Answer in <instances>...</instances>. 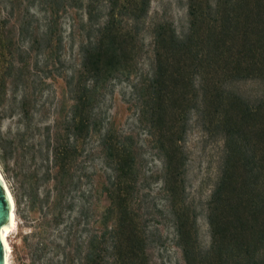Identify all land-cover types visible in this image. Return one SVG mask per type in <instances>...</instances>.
I'll use <instances>...</instances> for the list:
<instances>
[{"label": "trees", "instance_id": "1", "mask_svg": "<svg viewBox=\"0 0 264 264\" xmlns=\"http://www.w3.org/2000/svg\"><path fill=\"white\" fill-rule=\"evenodd\" d=\"M150 2L0 0V105L8 86L19 92L9 109L30 112L37 86L51 76L26 73L38 62L52 69L62 61L59 16L80 10L85 19L78 66L63 76L50 74L61 79L70 100L66 127L55 125L45 138L52 143L45 159L54 208L76 181L75 154L97 125L94 109L112 80L129 83L136 124L144 131V143L132 132L99 135L110 158L108 205L101 230L74 249L80 264H149L138 187L143 146L161 163L163 202L156 211L172 222L184 264H264V0H184L183 28L176 30L168 20L155 23L150 54L139 66ZM34 51L41 59L30 65L26 58ZM245 81L262 89L249 96L237 86ZM192 121L221 140L217 174L203 206L207 243L200 238L196 205L186 196L184 138ZM83 211L78 208L73 220Z\"/></svg>", "mask_w": 264, "mask_h": 264}, {"label": "rangeland", "instance_id": "2", "mask_svg": "<svg viewBox=\"0 0 264 264\" xmlns=\"http://www.w3.org/2000/svg\"><path fill=\"white\" fill-rule=\"evenodd\" d=\"M84 19L80 10L70 9L60 14L63 43L58 54L62 61L52 69L38 62L26 73L31 78L51 76L39 81L30 112L21 115L14 107L9 109L8 103L13 98L17 101L19 92L12 93L8 86L4 103L0 105V172L14 198L17 220L16 228L8 235L9 264H80L74 249L81 244L84 246L88 234L101 230L100 221L108 205L110 158L99 145V135L108 132L115 137L132 132L139 143H144V131L136 124V107L129 83L112 80L95 106L97 125L83 140L81 151L75 154L72 176L76 181L64 192L63 201L58 205L60 210L54 208V191L46 171L50 170V162L45 159L52 143L45 138L55 125L66 127L70 100L61 79L52 78L50 74L55 72L63 76L77 68V46ZM165 20L171 21L178 31L183 28L186 20L184 0H151L142 25L143 51L139 66H144L150 54L149 32L155 23ZM26 59L33 65L40 61L41 55L34 51ZM237 86L249 96L262 89V85L254 81L240 82ZM184 148L187 152L186 196L196 205L200 238L207 243L203 206L217 174L221 140L192 121L184 138ZM140 151L138 187L145 212L143 226L150 240L149 264H184L175 244L172 222L156 211L163 202L159 190L161 181L157 176L161 163L148 146ZM48 156L50 159V153ZM81 206L83 213L73 220Z\"/></svg>", "mask_w": 264, "mask_h": 264}, {"label": "bare ground", "instance_id": "3", "mask_svg": "<svg viewBox=\"0 0 264 264\" xmlns=\"http://www.w3.org/2000/svg\"><path fill=\"white\" fill-rule=\"evenodd\" d=\"M0 180L2 182V185L6 191V194L8 196V199H9V202H10V205H11V213H10V222L9 224L4 227L2 230H1V238H2V241H3V244H4V247H5V258H6V264H9V252H10V244H9V241H8V235L10 232H12L15 228H16V225H17V220H16V215H15V202H14V198L11 194V191L3 177V175L1 174L0 172Z\"/></svg>", "mask_w": 264, "mask_h": 264}, {"label": "water", "instance_id": "4", "mask_svg": "<svg viewBox=\"0 0 264 264\" xmlns=\"http://www.w3.org/2000/svg\"><path fill=\"white\" fill-rule=\"evenodd\" d=\"M11 205L0 180V264H6L5 247L1 238V230L10 222Z\"/></svg>", "mask_w": 264, "mask_h": 264}]
</instances>
